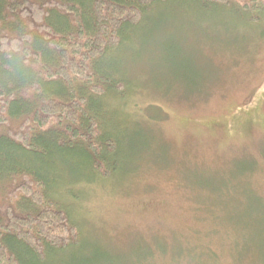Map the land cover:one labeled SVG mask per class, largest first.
Masks as SVG:
<instances>
[{
	"label": "trees",
	"instance_id": "16d2710c",
	"mask_svg": "<svg viewBox=\"0 0 264 264\" xmlns=\"http://www.w3.org/2000/svg\"><path fill=\"white\" fill-rule=\"evenodd\" d=\"M173 1L0 0V264H264V237L258 250L250 227L236 224L264 217L256 182L264 157H242L206 185L180 175L199 203L194 219L206 225L177 245L152 240L154 247L112 255L90 243L73 214L86 186L122 176L125 161L151 163L158 132L150 125L160 117L128 96L142 86L136 64L148 82V70L158 68L147 23ZM191 1L252 22L264 18V0ZM133 138L140 148L131 147ZM235 247L236 255L226 253Z\"/></svg>",
	"mask_w": 264,
	"mask_h": 264
},
{
	"label": "rangeland",
	"instance_id": "374dc122",
	"mask_svg": "<svg viewBox=\"0 0 264 264\" xmlns=\"http://www.w3.org/2000/svg\"><path fill=\"white\" fill-rule=\"evenodd\" d=\"M178 1L147 23L146 35L157 44L151 56L158 68L148 70V82L146 69L136 64L133 74L142 86L128 96L130 105L136 102L160 117L150 125L158 132L151 163L125 161L123 177L86 186L72 203L90 243H103L112 255L127 257L136 245L154 247L152 240L177 245L194 227H205L192 215L199 203L183 190V172L188 181L206 185L232 171L242 157H264V18L252 22L238 12L194 7L191 0L179 8ZM150 104L155 106L147 109ZM133 139L131 147L140 148ZM260 170L256 182L263 192L264 164ZM236 224L250 227L246 235L259 250L264 217ZM237 252L235 247L226 253Z\"/></svg>",
	"mask_w": 264,
	"mask_h": 264
},
{
	"label": "bare ground",
	"instance_id": "6f19581e",
	"mask_svg": "<svg viewBox=\"0 0 264 264\" xmlns=\"http://www.w3.org/2000/svg\"><path fill=\"white\" fill-rule=\"evenodd\" d=\"M117 56V55H116ZM121 56V55H120ZM118 57V56H117ZM121 58V57H120ZM123 62V61H122ZM125 66V65H124ZM123 65H122V67H124ZM128 68V67H127ZM127 70V69H126ZM125 71V70H124ZM70 217H71V215H70ZM76 224V223H75ZM83 236V235H82ZM81 237V236H80Z\"/></svg>",
	"mask_w": 264,
	"mask_h": 264
}]
</instances>
